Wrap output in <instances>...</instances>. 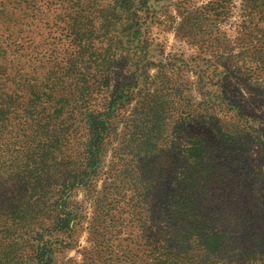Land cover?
<instances>
[{
	"label": "rangeland",
	"instance_id": "rangeland-1",
	"mask_svg": "<svg viewBox=\"0 0 264 264\" xmlns=\"http://www.w3.org/2000/svg\"><path fill=\"white\" fill-rule=\"evenodd\" d=\"M23 1L0 0V5H8L15 18L20 11L12 9L24 7ZM25 1L29 6L23 9L40 17L23 22L33 31L31 42L38 44L44 32L39 29L56 20L58 9L51 0ZM212 1L134 0L114 12L106 38L101 36L102 12L93 9L84 24L91 34H83L81 43L91 51V56L84 52L89 57H100L106 45L101 69L108 80L102 92L94 61L88 90L95 92L86 108L69 106L57 87L42 85L41 67L30 71L31 66L11 64L16 83L0 88V264L19 257L29 264L30 257L21 256L23 234L36 229L44 240L58 237L53 231L62 207L69 213V230L63 240L51 241L46 264H125L119 253L127 247L140 254L141 248L135 243L140 230L129 223V205L173 197L190 150L197 158L204 153L199 170L215 169L210 181L199 174L195 193L220 221L215 231L230 230L231 217L238 213L256 214V203L264 197V159L257 157L264 147L263 77L255 74L248 56L235 57L244 51L239 39L248 26L242 25L239 0H231L225 22L210 26L228 42L223 60L199 52L189 36L187 14ZM204 61L225 76L223 83L214 80L207 89L201 87L197 75ZM238 108L253 117L242 119ZM211 119L218 125H209ZM97 131L102 132L98 142L93 138ZM237 133L251 144L247 150L263 176L260 183L253 185L243 176L245 155L235 156L220 141ZM260 227L264 238V221ZM107 247L118 254L116 259L107 260Z\"/></svg>",
	"mask_w": 264,
	"mask_h": 264
},
{
	"label": "trees",
	"instance_id": "trees-1",
	"mask_svg": "<svg viewBox=\"0 0 264 264\" xmlns=\"http://www.w3.org/2000/svg\"><path fill=\"white\" fill-rule=\"evenodd\" d=\"M106 1L108 4L105 3ZM239 1L240 17L243 18L242 25L248 26L243 31L247 35L239 39L240 41L242 39L244 51L238 52L235 57L244 59L245 56H248L252 60L250 66L254 68L255 74L263 77L261 84L264 87V0ZM23 2H25L24 7L19 5V9H12L20 11V16L15 18L12 17L8 5H0V88L16 83L12 77L14 72L11 73L9 70L11 64L17 61L27 65V68L31 66L30 71L41 67L45 70V80L42 85L49 84L50 90L57 87L56 90L62 93V100L69 106L79 109L86 108L92 93L95 92L90 87L88 90L91 64L95 61L96 68H99L98 70L102 74L98 80L102 92H107L105 82L108 78L107 73L105 75V71L101 69L107 50L106 45L98 53L100 57H89L84 53L92 55L88 48L84 49V43H81L83 34L84 36L91 34V31L87 32L88 28L84 24L88 26V18L93 9L97 8L102 12L99 14L105 27V33L101 36L106 38L109 32L111 33L107 27L114 19V12L118 9L128 8L134 0H51L50 4L58 9L56 20L53 23L44 22V28L39 29L44 32L40 33L41 42L38 44L31 42L33 31H27L23 22L31 15L35 19L40 17L34 11L23 9L29 6L27 1ZM110 2L113 4L112 8L109 6ZM103 8H107V10L104 11ZM231 9H233L231 0H214L187 14L191 15L189 19L192 24L189 36L199 45V52L220 62L229 52L227 49L229 45L224 33H220L223 38L219 40L217 33H213L210 26H213L212 23L225 22ZM104 13L106 15H103ZM252 33H255V37H252ZM253 39L256 41L254 42ZM249 52L251 54L248 55ZM26 58L32 60H26ZM201 67L202 71L197 75V81L202 88L207 89L214 80L216 83L224 82L225 76L215 73L213 64L204 61ZM21 69L23 70V67ZM34 74L39 75V73ZM17 82L20 83L19 80ZM190 107H192V103H190ZM237 112H240L238 116L242 119L253 117L252 115H243L239 108ZM253 120L260 119L254 116ZM209 125L215 127L218 122L211 119ZM93 138L97 142L100 141L102 132L93 133ZM220 141L226 148H230L232 152L236 153L235 156L245 155L244 177H247L253 185L263 181V176L255 167V160L250 159L251 156L247 150L250 143H247V140L237 133L234 136L225 135L220 138ZM257 153V157L264 159V147ZM203 155L204 153H201L200 156L197 155V158L195 153L190 150V155L182 166L184 170L181 173V179L173 189V197H163L164 201L160 197L152 201V205H149L150 202L145 200H142L141 205H135V207L127 204L133 218L129 222L130 226L136 223L140 230L135 243H138V246L141 243V248L140 254L136 253L138 248L128 249L127 247L125 251L119 253V259L125 264H264V238L261 236L262 229L260 227L264 221V197L256 203L259 209L256 210L255 215L247 217L245 214L238 213L231 217L229 225L232 228L230 230L215 231L214 226L218 225L220 221L211 216L207 209L208 203L207 206L205 205V199L196 196L198 194L196 182L199 174L207 181H210L215 174L213 167H203L199 170L198 165L203 160ZM237 161L236 159L235 162ZM223 169L225 167L217 169L220 171V176L225 174ZM59 214L61 215L57 218L53 231L58 237H53V239L63 240L69 230V213H66L62 207ZM34 230L36 229H31L23 234L20 240L22 243L21 256L23 258L29 256V264H46L47 252L53 239L50 237L44 240V237H41L42 234H38ZM206 230H210V232ZM101 235L105 238L103 241L109 240L107 233L103 232ZM104 249L106 255L110 256L107 260L111 257L117 258L118 254H115L112 247ZM9 263L25 264L20 257Z\"/></svg>",
	"mask_w": 264,
	"mask_h": 264
}]
</instances>
